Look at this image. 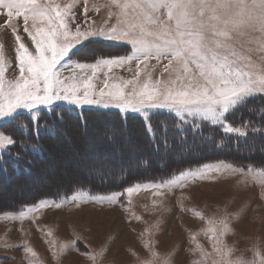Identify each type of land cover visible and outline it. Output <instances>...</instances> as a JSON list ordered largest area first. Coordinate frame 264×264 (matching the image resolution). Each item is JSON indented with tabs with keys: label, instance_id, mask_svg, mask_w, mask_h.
Instances as JSON below:
<instances>
[{
	"label": "snow or ice",
	"instance_id": "snow-or-ice-1",
	"mask_svg": "<svg viewBox=\"0 0 264 264\" xmlns=\"http://www.w3.org/2000/svg\"><path fill=\"white\" fill-rule=\"evenodd\" d=\"M83 5V15L87 18L88 0H83ZM75 7L77 0L63 6L54 0H0V29L10 33V42L0 40V121L13 120L18 133L0 129V166L7 164L5 155L21 161L30 154H39L41 133L55 136L57 131H62L61 125H68L73 114L87 130L88 121L83 114L86 106L102 111L116 109L121 116L119 126L109 121L103 132L93 133L87 139L89 155L100 153L89 162L86 169L89 174L106 168L102 148L115 150L131 139L127 128L130 113L142 120L156 153L161 148L169 151L173 147L166 120L153 123V116L157 114L171 118V130L180 145L188 143L189 135L203 139L205 124L218 127L222 133L234 134L237 142L249 135L264 137V101L250 104L264 98V0H111L105 7L115 11H108V18L103 21L106 26L96 30L81 29ZM92 10L99 12L100 7L93 5ZM72 23H75L74 32ZM257 33L258 37L254 35ZM94 39L130 45V48L118 56H97L94 62L71 58L73 49ZM6 43L12 47L19 67L18 78L7 83L4 79ZM30 46H34V51H30ZM254 52L261 54L259 63L253 59ZM153 60L155 63H151ZM133 64L131 79L121 78L120 82L109 84L108 72H104V86L97 89L94 78L99 70L128 66L133 71ZM67 68L78 69L79 73L74 71L73 75L62 77V69ZM157 72L159 77L155 75ZM251 107L256 112H249ZM42 109L48 115L43 123ZM18 110L27 111L28 123L23 120L18 125L15 123ZM236 113H239L238 124L230 119ZM12 148L18 151H10ZM128 150L134 149L129 145ZM26 163L31 165L32 160ZM224 165L242 177L255 172L264 176V165L254 171L251 164L236 166L217 160L188 166L178 170V175L160 181L135 182L98 199L101 204L106 200L113 202V198L119 202L125 194L130 196L141 188H153L156 195H163L162 189L183 188L190 179H206L210 173L222 171ZM71 199L74 201L77 197L74 195ZM65 202L42 198L26 205L18 214L5 212L3 215L23 219L41 207L59 208ZM230 218V214L226 215L218 227L214 225L210 229L211 252L197 245L206 259L214 257L211 264H234L230 258L232 249L226 242L221 246L220 241L221 236L226 237L232 231ZM48 243L55 257V247L51 241ZM78 243V238L66 241L61 252L79 251ZM145 246L151 251L148 244ZM23 247L31 257L37 255L32 247ZM88 255L95 264V254ZM256 256L258 264H264V256L258 252ZM31 257H25L27 264H33ZM235 264H257V261L240 260Z\"/></svg>",
	"mask_w": 264,
	"mask_h": 264
},
{
	"label": "rangeland",
	"instance_id": "rangeland-1",
	"mask_svg": "<svg viewBox=\"0 0 264 264\" xmlns=\"http://www.w3.org/2000/svg\"><path fill=\"white\" fill-rule=\"evenodd\" d=\"M54 2L63 6L71 3L72 0H54ZM110 2L111 0H88L89 12L86 18L83 15V0H77L74 11L81 29L96 30L106 26L103 25V21L108 18V11H115L114 8L105 7ZM93 5L100 7V11H93ZM113 22L109 20V23ZM71 30L75 31V23L71 24ZM254 35L259 36L258 33ZM0 40L10 42V33H4L0 29ZM128 48L130 45L122 43L99 39L88 40L72 50L71 58L81 62H94L97 56H118ZM30 51H34V46H30ZM260 55L258 52L253 53V59L257 63H259ZM4 65L5 83L18 78L19 67L9 43L5 45ZM131 67L133 71H129L128 66L113 67L111 71L107 68L99 70L97 78H94L97 89L104 86V72H108V82L111 84L120 82L121 78L131 79L135 64ZM74 71L79 73L78 69H62V77L71 76ZM141 75L143 76V70ZM155 75L159 77V72ZM85 109L90 110V113L94 112L87 118V130L79 122L69 121L67 126H61L62 131L57 133L56 138L47 136L39 138L45 151V161H41L42 165L31 174L24 173L26 177H23V181L18 184H5V180L1 181V201L12 203L17 197L30 196L36 187L47 183L50 178L53 183H48L49 191L47 192L59 187L67 188L72 185V181H79L98 173L107 174L106 176L110 179L117 178L115 171L120 173L124 167V169L136 167L138 154L147 153V149L139 144L141 131L136 125L138 122L127 119L131 139L122 142L121 146L115 150L102 148L106 168L92 174L87 173L89 162L100 155L99 152L94 156L89 155L86 151L89 147L86 143L87 139L93 133L103 132L109 121L114 122L116 119L115 122L118 125L121 116L116 109H109L115 110L112 113H109V110L102 111L88 106ZM41 111L43 123L48 120V115L43 109ZM15 116L17 125L21 120L28 123L26 110H18ZM13 124L14 121L11 119L0 121V129L18 135ZM137 139H139L138 142ZM129 145L134 149L131 152L128 150ZM203 149V152H209L211 146ZM165 154L167 153L151 155L153 165L158 160L163 161ZM181 156L182 153H176L171 159ZM217 160L233 164L227 159L215 158L192 166L214 163ZM261 165H252L254 171ZM171 175H178V172ZM171 175L167 178H171ZM55 178H58L60 182L55 181ZM152 180L162 179L128 181L117 190L93 192L87 188H79L69 194L43 197L64 199L67 202L59 208L54 205L41 207L34 213H28L23 219L5 217L3 213L18 214L25 210L26 205H32L42 198L31 203L22 202L19 208L0 210V264H27L25 257H31V254L25 253L23 245L32 247L36 252L37 255L31 257L33 264H93L88 253L95 254V264H155L157 261L159 264H194L196 261L200 264H211L214 257L208 256L206 259L197 245H203L205 252H211L210 229L214 225L218 227L219 221L228 214L231 217L232 231L226 237L221 236L220 241L221 246L226 242L232 249L230 258L234 264L240 260L245 262L256 260L258 264L259 257L256 253L264 256V176H261L259 172L242 177L232 168L224 165L222 171L210 173L206 179H190L183 188L162 189L163 195H156V190L153 188H141L130 196L125 194L119 202H115L116 198H113V202L107 200L103 204L99 202L98 198L101 195L110 196L113 191H120L135 182L143 184ZM47 192H44L45 195ZM74 195L77 199L73 201L71 197ZM10 196L14 199L11 200ZM92 197L97 199L94 200ZM192 236L195 237L194 240L189 239ZM77 238L79 251L61 252L62 244ZM49 241L55 247V257L49 248ZM5 244L12 246L5 247ZM146 244L151 247V251L145 246ZM215 258L219 259L218 256Z\"/></svg>",
	"mask_w": 264,
	"mask_h": 264
},
{
	"label": "trees",
	"instance_id": "trees-1",
	"mask_svg": "<svg viewBox=\"0 0 264 264\" xmlns=\"http://www.w3.org/2000/svg\"><path fill=\"white\" fill-rule=\"evenodd\" d=\"M119 46V45H115ZM264 101V98H257L250 102L252 105H257ZM90 110L84 109V116L88 118ZM115 110H109V113L114 112ZM249 112H256L255 107L249 108ZM104 114L103 112H100ZM107 114V113H106ZM244 115L247 117L248 112H245ZM130 117L128 120H135L138 122L136 125L140 127L141 131V142L139 143L140 146L146 147L147 153H139L137 157V165L135 168L132 169H122L120 173L115 171L114 174H117V178H108L103 173H98L96 175H90L89 177H84L79 181H72V185L67 188L59 187L57 189H53L51 192L49 191V184L53 183L52 178L47 181L45 184H41V186L36 187L30 196L24 197H17L15 202H7L0 200V210H10L11 208H19L22 202L31 203L38 198L43 197H55L61 194L70 193L75 191V189L79 188H87L90 191L98 192L102 190H117L118 188L122 187L128 181L139 180V179H165L169 177L173 173H177L178 170H182L185 167L196 165L202 162H205L210 159H227L228 161L232 162L236 165H244V164H251L253 166L264 164V137L260 135H249L247 139H240L237 142V139L234 134H226L222 133L221 129L218 127H213L208 124H205L204 127V138L201 139L199 136L193 138L189 135V140L187 144L180 145L176 143V134L171 130L173 128V123L170 117H165L161 114H157L153 116V123L155 124L157 121L163 119L169 124V140L172 141L173 147L169 151H165L161 148L159 153L166 152L165 158L163 161L158 160L153 165V161L151 159V155L159 154L156 153L152 148V141L150 140L147 133L144 131L143 122L142 120L136 115H129ZM102 117V116H99ZM230 119L235 121L237 124L239 122V113L233 114L230 116ZM116 119H114V123ZM121 120V118H119ZM70 122H79L75 118V114L69 118ZM7 124V123H5ZM120 124V123H119ZM118 124V125H119ZM82 125V124H81ZM117 125V124H116ZM117 125V126H118ZM62 126V125H61ZM59 131H57L58 133ZM55 136L52 135H45L41 133L40 138L43 137H51L56 138L58 134ZM49 138V140H52ZM140 139V138H139ZM137 139V142L139 141ZM40 145L42 143L39 140ZM143 144V145H142ZM238 144V146H237ZM219 145V147H216ZM211 146L209 152H203V148ZM12 152L18 151L16 148H12ZM122 152V151H121ZM176 153H182V156L177 159H171L173 155ZM23 155V153H21ZM45 151L43 150V146L39 154L36 155H28L25 157V160L15 161L12 160L7 155L4 156V160L7 161L6 166H0V182L5 180V184H15L20 183L23 181V177H26L24 173L31 174L35 169H38L40 165H42L41 161H45ZM27 160H32V164L29 165L26 163ZM147 161V163H145ZM30 169V171H29ZM111 171L108 173L110 175ZM62 180V176H61ZM55 181L60 182L58 178H55ZM63 181V180H62ZM4 184L1 186V190L3 191ZM44 192H47L45 195ZM11 200L14 198L10 196ZM8 205V206H7Z\"/></svg>",
	"mask_w": 264,
	"mask_h": 264
}]
</instances>
